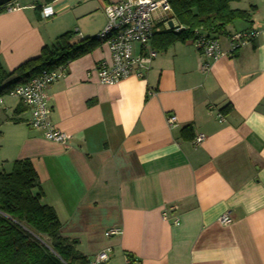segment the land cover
<instances>
[{
  "label": "crops",
  "instance_id": "obj_1",
  "mask_svg": "<svg viewBox=\"0 0 264 264\" xmlns=\"http://www.w3.org/2000/svg\"><path fill=\"white\" fill-rule=\"evenodd\" d=\"M109 1L15 0L20 9L0 12L2 69L10 73L68 32L94 39ZM43 6L52 16H41ZM231 8L250 17L226 27L217 39L222 51L231 33L258 37L207 71L192 42L163 47L159 23L150 41L157 56L142 79L101 85L93 70L110 57L100 43L69 61L46 92L50 121L69 135L67 146L46 141L28 126L30 111L4 98L0 172L30 161L41 203L86 262L110 249L105 264H264V0ZM169 115L177 127L167 126ZM185 127L191 139L183 138ZM199 135L204 140L194 145ZM225 212L228 226L218 223ZM112 228L121 234L106 238Z\"/></svg>",
  "mask_w": 264,
  "mask_h": 264
},
{
  "label": "trees",
  "instance_id": "obj_2",
  "mask_svg": "<svg viewBox=\"0 0 264 264\" xmlns=\"http://www.w3.org/2000/svg\"><path fill=\"white\" fill-rule=\"evenodd\" d=\"M51 1L43 0L44 3ZM239 1L169 0L174 17L183 30L163 33L160 37L163 47L191 40L193 30L197 28L208 37L218 39L226 34V27L249 20L248 11L231 8L232 3ZM3 11L4 7H1L0 12ZM98 45L95 38L76 41L73 33H65L51 47H43L36 58L22 63L10 73L4 72L0 64V84L3 89L25 84L42 71L66 65ZM186 131L188 136L184 134ZM181 132L183 138L191 139L189 127ZM41 196L30 161H15L9 172H0V264H87L76 251L75 242L61 237V224L54 210L41 203Z\"/></svg>",
  "mask_w": 264,
  "mask_h": 264
},
{
  "label": "built area",
  "instance_id": "obj_3",
  "mask_svg": "<svg viewBox=\"0 0 264 264\" xmlns=\"http://www.w3.org/2000/svg\"><path fill=\"white\" fill-rule=\"evenodd\" d=\"M4 12H13L20 9L14 1L3 6ZM105 26L96 35L98 43L105 45L109 51V61L102 60L96 64L93 74L101 85L112 86L128 77L142 79L149 71L157 52L150 47V41L158 32V25L162 24L166 31L179 33L183 27L178 23L172 12L169 0H111L103 8ZM52 9L43 6L41 16H52ZM258 37L256 30H246L231 33L227 36L228 50L222 51L217 39L210 38L200 28L193 30V38L189 40L204 59L202 70L207 71L210 63L232 55L235 51L254 43ZM67 65H59L53 70L42 71L25 84L16 85L10 89H3L0 84V107L5 97L20 101L31 114L28 126L38 131L49 142L62 146L70 144V137L60 131L50 121L51 109L48 104L47 89L66 75ZM220 122L221 114L217 115ZM166 124L170 128L177 127L176 118L169 115ZM204 140L202 135L197 136L193 144L198 145ZM172 208L162 212V218L168 219ZM178 224V219H173ZM218 223L228 226L232 223L230 212H225L218 218ZM121 234L119 228L109 229L104 233L106 238ZM111 250L104 249L95 254L87 264H105L110 260ZM129 264V260L126 261Z\"/></svg>",
  "mask_w": 264,
  "mask_h": 264
},
{
  "label": "water",
  "instance_id": "obj_4",
  "mask_svg": "<svg viewBox=\"0 0 264 264\" xmlns=\"http://www.w3.org/2000/svg\"><path fill=\"white\" fill-rule=\"evenodd\" d=\"M14 0H0V8L7 5L8 3L12 2Z\"/></svg>",
  "mask_w": 264,
  "mask_h": 264
}]
</instances>
